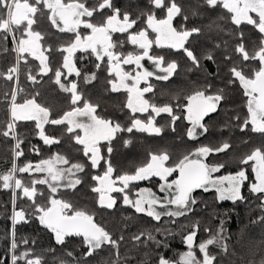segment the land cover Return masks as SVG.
I'll return each mask as SVG.
<instances>
[{"label": "snow or ice", "instance_id": "6c2138e0", "mask_svg": "<svg viewBox=\"0 0 264 264\" xmlns=\"http://www.w3.org/2000/svg\"><path fill=\"white\" fill-rule=\"evenodd\" d=\"M204 2L212 8L219 5L225 9L230 14L228 18L234 25L239 27L242 23H246L261 34L258 47L250 52L243 42V32L240 33L241 42L236 45L235 51L242 61H258V66L248 65L252 67L250 74H245L240 67H231L229 71L232 78L228 83L239 81L244 95L247 97V115L242 122L241 130H249V125H251L250 131L264 135V0H204ZM150 4L153 9H163L164 15L158 18L155 11L142 12L140 15L145 17L146 27L133 32L130 30L136 26L140 16L134 19L127 11L121 13L120 8L113 5V0H96L92 5H89L87 0H0V40H8L11 37L15 43L14 51L17 53L16 63L7 70V73H0V77L13 81L18 88L20 64L21 62L28 64V58L31 57L39 64L35 74L32 73L31 68L28 69V80L33 84H38L40 83L38 76H46L52 72L55 84L62 91L70 93V103L73 106L61 115L53 116L50 107L37 101L36 97L39 96V92L18 103V92L13 91L10 94V101H8L10 120L6 123L5 129L0 131V135L11 136L16 141L15 158L18 159L23 155L20 147L23 140L19 139L16 132L18 121H35L36 128L39 129L38 134L46 145L59 144L61 141L58 137L47 135L45 125H66L64 131L69 134L75 144L82 146L80 150L84 156L89 158L91 166L98 168L100 161L105 159L101 155L99 147L101 141L108 142L107 152L111 154L113 151L110 146L111 141L116 138L117 133L124 131L131 133L135 129L149 135H160L162 128L156 126L155 116L167 113L171 117L173 125L181 118L180 115L174 114L172 104L157 105L145 99L146 93L154 91V86L150 82L151 78L167 81L178 68L175 60L166 62L163 54L150 53L153 46L159 49L183 50L192 65L200 68V59L191 49L186 48L185 44L194 34L199 35L201 29L192 27L177 30L173 26V20L182 15V7L177 3V0H150ZM105 9L110 12L106 13ZM46 12L48 21L57 31L72 34L69 43L57 48V51L66 53V55L62 58L61 67L55 70L50 66L49 56L46 55V52H51L52 48L51 46L45 47L41 43L44 36L41 31L34 28V25L38 24L39 18H43ZM96 13L103 14L102 22L92 20ZM183 19L187 20L188 17L184 15ZM81 27L89 30L88 33L82 35ZM149 30L155 34L154 37H150ZM114 33H127V41L138 51L128 53L117 51L118 44L122 47L124 41H114ZM3 51L7 52L8 49L5 48ZM77 52L94 55L99 62L95 65L97 69L100 68L101 63L106 62L108 74L114 76V79L108 81L110 90L112 92L124 90L128 94L126 107L131 110L133 115L137 112L145 113L150 110L155 116H150L146 122L138 118L133 119L131 126L124 128L119 123L96 115L98 105L87 100L80 105L79 102L84 98L78 91L77 82L69 81L67 85L61 82L62 76L65 79L73 73L76 77L81 76V71L75 64ZM105 58H107L106 61ZM226 58L231 59L230 56ZM145 59L150 61L158 71H150L146 68L142 63ZM205 59L214 62L211 53ZM123 65H133L134 68L132 71H126ZM63 69H66L67 72L65 73ZM209 74L211 75V73ZM95 79V73L85 74L84 83H92ZM142 83L145 85L144 87L140 86ZM210 87L211 85H205L203 88L192 91L185 97L187 101L185 105H175L186 112L185 118L191 125L187 130L189 139H198L200 135L209 131L208 126L203 122L204 118L216 112L219 102L224 99L222 89L217 93L209 94ZM4 95L7 98L9 93ZM174 130L175 128H173ZM130 142L126 141V143ZM231 147L232 145L227 141L216 147L201 145L184 154L173 164H168L170 156L167 151L152 153L149 160L133 173H123L115 178H113L115 169L109 160H105L106 169L102 174L92 177L97 184L91 190L98 193L100 207L112 209L116 204V199L111 194L119 192L123 193L124 205L134 208L136 213H143L157 222L167 216L172 218V223H175L176 219L194 211L197 200L192 193L197 189H202L205 192L214 189L221 201L230 200L235 203L245 199L241 194L242 186L249 179L245 170L241 169L235 174L215 176L214 174L220 172L225 165L223 163L212 165L205 163L210 154L224 153ZM240 162L245 165L250 164L251 171L254 173V181H249V190L258 196L261 207H264V146L254 148ZM62 165L67 167H61ZM83 171V164L71 162L66 156L57 154L35 165L27 163L17 167L13 164L7 172L0 173V182H2L0 186L13 192L12 264H18V261L21 260L24 264H42L43 258H32L29 250H25L19 255L15 252L18 248L15 239V225L21 222L27 223L29 215L35 216L41 225L54 233L56 244L63 245L66 237H82L83 244L87 248V252L83 254L85 257L93 256L97 250L110 246L116 257L111 264H121L119 248L120 241L124 237L114 239L108 230L96 222L93 213L74 208L70 201L57 196L61 188L75 190L82 183V179L77 174ZM34 172L44 175L42 177L33 176L27 183L18 176V173L32 175ZM173 174L176 175L173 176ZM152 177H158L163 181L160 184V192L166 193V195L161 198L151 189H142L136 193V199H130L125 191L130 184L149 180ZM169 177L173 178L170 180ZM38 185L46 186L47 196L43 189L37 187ZM18 192L30 202L32 207L30 214L26 213L23 208L16 210ZM38 196L43 197L44 202H37ZM260 219L264 221V216H261ZM199 227L198 221L193 223L192 230L184 236L188 251L181 255L176 264H214L216 256L210 253V246L227 251L222 224L215 234H210L208 238L197 243ZM207 231L210 232V230ZM142 238L155 240L151 233H140L133 237L137 242H141ZM21 243L27 244L28 241L22 240ZM157 243L160 242L157 241ZM194 249H198L202 258L197 256ZM48 251L54 252L55 250L49 249ZM67 255L71 257L73 253L68 252ZM0 264H4V262L0 260ZM61 264H65V262L61 261ZM76 264L79 262L77 261ZM104 264H108V261L105 260ZM157 264H173V262L160 255ZM261 264H264V260L261 261Z\"/></svg>", "mask_w": 264, "mask_h": 264}, {"label": "trees", "instance_id": "16d2710c", "mask_svg": "<svg viewBox=\"0 0 264 264\" xmlns=\"http://www.w3.org/2000/svg\"><path fill=\"white\" fill-rule=\"evenodd\" d=\"M185 3L186 11L191 13H205L209 11L206 6L199 9L197 4L204 5V0H182ZM92 5L96 0H87ZM121 12H129L132 18L140 16L141 13L148 12L152 9L150 0H119ZM179 2V0H177ZM115 3V0H113ZM144 5V6H143ZM146 6V7H145ZM157 11V10H156ZM102 13H96L92 17L93 21H101ZM87 19V18H86ZM140 21V19H139ZM145 22V19L144 21ZM201 25L207 34L204 39L212 41L213 31L217 33L221 48L215 50L213 44L209 47V43L205 41L201 47V54L207 56L211 51L214 62L204 59L200 60L201 67L196 68L191 61L185 58L186 62L182 63L181 59L177 60L173 57L166 58L167 62L175 60L178 64V71L173 80L167 83L153 82L154 91L147 93L146 98L157 105L172 104L174 106V114L180 115V119L173 125L171 117L167 113H161L155 116L149 110L148 114L143 117L146 122L150 116H155V124L162 128V134L149 135L146 132H139L135 129L128 133L126 131L116 134V138L111 141L113 151L111 154L107 152L108 142L99 144L101 155L105 157L100 161L98 168H93L88 157L84 156L81 145L75 144L70 139L69 134L64 131L66 125H45V133L60 139L59 144L46 145L39 136V129L36 128L35 121H18L16 124V132L19 139L23 140L21 150L23 155L18 159L15 158V140L10 137L0 135V173H5L13 164L17 167L24 166L27 163L33 165L44 159H50L57 154L66 156L71 162H78L84 165V171L77 175L82 179V183L75 190L63 189L57 193L58 198L70 201L74 208L84 209L94 214L96 222L101 224L108 230L114 239L120 241V260L121 264H157L160 255L176 264L181 255L188 251L184 242V236L190 232L191 225L199 222V231L197 233L196 242H200L210 234H215L221 224L224 228V243L227 245V251H223L216 246H210L209 251L216 256L214 264H261L264 260V207H261V201L256 194L249 191V185L245 184V189L241 194L245 197L243 201H221L218 199L216 191H194L192 195L196 198L197 203L194 205V211L187 216L180 217L172 223V218L162 217L159 222L143 213H136L134 208L124 205L123 193L115 192L113 197L117 204L112 209H106L98 205V193L93 192L92 187L97 182L92 179L94 175L102 174L106 169L105 160H109L115 169V177L123 173H133L139 166L146 163L150 154L167 151L170 156L168 164L175 163L182 158L184 154L195 150L201 145H209L216 147L224 141L229 142L232 147L224 153L210 154L205 163L210 165L223 163L225 167L215 176L235 174L239 170L250 167L242 164L240 161L243 157L250 153L256 147L264 146V135L253 133L249 130H241V125L247 115L246 101L243 89L236 81L229 84L231 73L229 69L237 66L243 69L245 74L252 72V67L258 66V61L241 60L239 54L235 51V47L241 42L240 33L243 32V42L245 47L251 52L258 47L261 34L254 27L237 28V26L222 27L219 21H212L210 18L202 19ZM213 22V23H210ZM211 25V27H209ZM36 30L42 32L44 39L41 43L47 47L51 46L52 51L46 52L49 56V64L55 70L60 68L62 58L66 53L57 51L61 45L70 42L69 34L60 33L48 21L47 12L43 18H39ZM210 29V30H209ZM86 31H89L86 29ZM80 32H82L80 30ZM19 36V33H17ZM127 35L122 34L115 37V41H124L122 47L117 46L119 52H132L127 41ZM210 38V40H209ZM7 48L5 52L3 49ZM198 52L197 57L200 55ZM77 52L75 54V64L81 71V76L76 77L75 74L64 79L67 85L69 81H76L78 91L82 93L83 100L90 101L98 105L96 115L101 118L112 120L119 123L122 127L131 126L133 119H140L139 115H133L126 107L128 95L126 92H112L108 81L114 79L107 70V64L101 63L99 69L95 67L99 63L95 56L89 53ZM231 57L227 59L226 57ZM29 63L21 62L20 66V82L18 86L17 102H22L25 98H30L36 92L39 96L37 101L52 109L53 116H59L63 112L73 107L70 103V94L63 92L54 82L52 72L49 75L37 77L40 83L33 84L27 78L28 69L31 68L32 73H36L38 63L31 57L28 58ZM231 62V63H230ZM16 63L13 41L11 37L8 40H0V73H7V70ZM230 64V66H229ZM248 65H252L249 67ZM66 73V69H63ZM95 73L96 79L92 83H84L85 74ZM211 73V75L209 74ZM205 85H211L209 94H214L223 90L224 99L219 102L217 112L208 118L205 124L209 131L202 135L201 138L192 141L187 136V130L190 124L187 121L186 112L175 105H185L187 103L185 97L192 91L203 88ZM22 89V91H19ZM14 91V82L8 81L4 77H0V131L5 129L6 123L10 120L9 103L10 94ZM50 91V92H49ZM5 93L9 96L5 98ZM239 117V119H237ZM173 128L175 130L173 131ZM82 135V133H81ZM126 141H131L126 143ZM61 167H67L62 165ZM42 173H18L27 183L35 177H42ZM176 174H173L175 176ZM173 177H169L171 180ZM161 180L151 179L148 181L133 182L125 191L130 199H136V193L145 187H156ZM2 183V182H0ZM39 189H43L45 196L48 190L44 185H38ZM13 192L0 186V260L4 264H12L11 256V231L13 224L11 221L13 211ZM37 202H44L43 197H37ZM16 210L23 208L26 213L32 212L30 202L23 198L19 192L15 204ZM207 230H210L207 231ZM16 241L18 248L15 250L19 255L25 250H29L32 258L42 257V264H104L107 260L111 264L116 259L110 246L97 250L93 256L85 257L83 254L87 252L86 246L83 244L82 237H66L63 245L55 242L54 233L40 224L35 216H28V222H22L15 225ZM140 233H151L155 240H147L142 238L141 242L133 239ZM27 240L28 243H21ZM157 241L160 243L158 244ZM34 242V243H33ZM54 249L55 251H48ZM198 257L202 258V254L198 249H194ZM68 252L73 255L69 257ZM18 264L24 262L18 261Z\"/></svg>", "mask_w": 264, "mask_h": 264}, {"label": "flooded vegetation", "instance_id": "af4514ba", "mask_svg": "<svg viewBox=\"0 0 264 264\" xmlns=\"http://www.w3.org/2000/svg\"><path fill=\"white\" fill-rule=\"evenodd\" d=\"M120 2H119V0H115V3H113V5L115 6V7H117V8H120V4H119ZM178 4H180L181 5V7H182V15L181 16H177L174 20H173V26L177 29V30H181L182 28H192V27H198V28H200L201 29V32H200V34L199 35H196V34H194L192 37H190L189 38V40H188V42L185 44V47L186 48H189V49H191L193 52H194V54L197 56L198 55V52H200V51H203L202 50V46H203V43L205 42V41H207V40H205L204 39V37L207 35V34H204L205 32H204V28L202 27V25H201V18L202 19H208V18H210V20H214V21H219V23H220V25L222 26V27H229V26H236V25H234L232 22H231V20L228 18L229 17V13H227V11L225 10V9H223L221 6H219V5H217L215 8H212V7H210V6H208L205 2H204V5H202V4H197L198 5V8L199 9H203L204 7H202V6H206L208 9H209V11H207V12H205V13H198V12H196V13H191V12H187L185 9H186V6H185V3L182 1V0H179V2H177ZM121 10V9H120ZM151 11H155V13H156V16L158 17V18H161L163 15H164V10L163 9H150ZM149 10V11H150ZM157 10V11H156ZM148 11V12H149ZM105 12L107 13V12H110V10H108V9H105ZM122 13V12H121ZM103 15V14H102ZM184 15H186L187 17H188V19L187 20H184L183 19V16ZM253 16L255 15V14H252ZM86 19V18H85ZM144 19H145V17H143V16H141V18H140V21L138 20V22H137V24H136V26L133 28V29H131L130 31H136L137 29H140V28H142V27H146V23L145 22H143L144 21ZM210 23H213V22H210ZM249 27H253V26H251V25H248V24H246V23H242L239 27L237 26V28H239V29H241V28H249ZM56 29V28H55ZM57 30V29H56ZM82 32H81V34L82 35H85V34H87L88 33V31H86V29H84L83 27H81V29H80ZM210 30V29H209ZM67 34H69V39L72 37V34H70V33H67ZM122 34H126V35H128L127 33H114L113 34V40L115 41V37L116 36H119V35H122ZM149 35H150V37H154L155 36V34L154 33H152L151 32V30H149ZM213 35H214V37H213V39H212V41H210L212 44H213V46H214V48H215V50H218L219 48H221L222 49V47H221V45H222V43H219V38L217 39L216 38V36H217V33L215 32V30L213 31ZM13 41V40H12ZM208 42V41H207ZM129 43V42H128ZM129 45H130V47L132 48V52H136V51H138V49H136L135 48V46H133L131 43H129ZM13 46H14V48H15V43L13 42ZM15 52V51H14ZM212 52V54H214V55H216V53H214L213 51H211ZM89 53H86V55H85V57H89V55H88ZM150 54H163L164 56H165V61L167 62V60H166V58H170V57H173V58H175L176 60L178 59V58H180L181 59V61H182V63H183V61H184V63L186 62V60H185V58H187V56L185 55V53L183 52V50H180V51H176V50H173V49H159V48H156L155 46H153V48H152V50H151V53ZM15 56H17V53L15 52ZM205 57L206 56H204L203 54H201V52H200V55L198 56V58L200 59V60H202L203 62H204V59H205ZM188 59V58H187ZM107 60V58H105V61ZM189 60V59H188ZM38 64H39V62L38 61H36ZM142 63L144 64V66L146 67V68H148L150 71H158L157 69H155V67H154V65L150 62V61H148L147 59H145L144 61H142ZM231 63V62H230ZM20 66H21V64H20ZM38 66V65H37ZM229 66H230V64H229ZM123 68H124V70H126V71H132L133 70V68H134V66L133 65H123ZM178 69L179 68H177V70H176V72H175V74L173 75V76H171L170 78H169V80H167V81H160V80H156V79H154V78H151L150 79V82L151 83H153V82H155V81H157V82H162V83H167V82H169L170 80H173L174 81V77L176 76V74H177V71H178ZM21 70V69H20ZM66 72H67V70H66ZM160 74H162V73H160ZM49 75V74H48ZM72 75H74V73L72 74ZM69 77V76H68ZM67 77V78H68ZM65 79V77L64 76H62L61 77V82L62 83H64V80ZM19 82H20V73H19ZM19 82H18V86H19ZM238 82V84H239V81H237ZM141 87H144L145 85L142 83L141 85H140ZM14 91H17L18 92V88H17V85H16V83H14ZM64 92V91H63ZM118 92H125L124 90H120V91H118ZM66 93V92H65ZM67 94H70V93H67ZM127 94V93H126ZM147 94V93H146ZM146 94H145V98H146ZM128 95V94H127ZM130 110V109H129ZM131 111V110H130ZM217 112V111H216ZM216 112H214V113H211L208 117H205L204 118V123L208 120V118L209 117H211L212 115H214ZM132 113V112H131ZM133 114V113H132ZM148 114V112H145V113H140V112H137V113H135V115H139L140 117H142V118H140L142 121H144V118L143 117H145L146 115ZM9 117H10V114H9ZM191 126V125H190ZM251 126V125H250ZM104 142H106V141H104ZM104 142H102V143H104ZM15 143H16V141H15ZM101 144V143H100ZM245 171H246V175L248 176V181H245V183H244V185L242 186V189H241V191H243L244 189H245V184H248L249 185V181H254V173H252V171H251V167H247V168H245ZM113 178H115V174H113ZM151 179H155V180H160L158 177H152ZM151 179H149V180H151ZM143 181H148V180H143ZM138 182H141V181H138ZM163 183V181H161L157 186H159L160 184H162ZM157 186L156 187H154V188H157ZM146 188V187H145ZM145 188H142V189H145ZM249 188H250V185H249ZM142 189H140V190H142ZM139 190V191H140ZM198 190H202V189H197V190H195V191H198ZM138 191V192H139ZM203 191V190H202ZM211 191H213V190H211ZM250 191V190H249ZM112 196H113V193L111 194ZM232 202V201H231ZM116 204H117V201H116ZM116 204H115V206H116ZM114 206V207H115ZM113 207V208H114ZM103 208H105V207H103ZM106 209H108V208H106Z\"/></svg>", "mask_w": 264, "mask_h": 264}, {"label": "rangeland", "instance_id": "374dc122", "mask_svg": "<svg viewBox=\"0 0 264 264\" xmlns=\"http://www.w3.org/2000/svg\"><path fill=\"white\" fill-rule=\"evenodd\" d=\"M209 40H210V38H209ZM208 43H209V47H212V43L210 42V41H208ZM102 142H104V141H101L100 143H102ZM59 191H64L63 189H60ZM152 192H154L157 196H159V197H161V198H163L165 195H166V193H162V192H160V185L159 186H157V191H153V190H151ZM211 191V190H210ZM213 191H215L214 189H213ZM223 201H230V200H223Z\"/></svg>", "mask_w": 264, "mask_h": 264}, {"label": "crops", "instance_id": "0c3cea01", "mask_svg": "<svg viewBox=\"0 0 264 264\" xmlns=\"http://www.w3.org/2000/svg\"><path fill=\"white\" fill-rule=\"evenodd\" d=\"M190 127H191V126H190ZM197 131L199 132L200 130L198 129ZM201 137H202V135L199 136V138H201ZM199 138H198V139H199ZM190 140L195 141V140H197V139H195V140L190 139ZM145 189H151V190H153V191H157V188H154V187H146Z\"/></svg>", "mask_w": 264, "mask_h": 264}, {"label": "water", "instance_id": "95a60500", "mask_svg": "<svg viewBox=\"0 0 264 264\" xmlns=\"http://www.w3.org/2000/svg\"><path fill=\"white\" fill-rule=\"evenodd\" d=\"M208 117V116H207ZM22 223V222H21ZM21 223H18L17 225H20Z\"/></svg>", "mask_w": 264, "mask_h": 264}, {"label": "bare ground", "instance_id": "6f19581e", "mask_svg": "<svg viewBox=\"0 0 264 264\" xmlns=\"http://www.w3.org/2000/svg\"><path fill=\"white\" fill-rule=\"evenodd\" d=\"M144 6V5H143ZM146 7V6H145ZM50 92V91H49Z\"/></svg>", "mask_w": 264, "mask_h": 264}]
</instances>
